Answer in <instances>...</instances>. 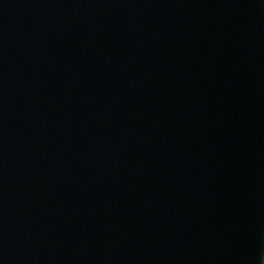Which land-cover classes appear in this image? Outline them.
Instances as JSON below:
<instances>
[{
	"label": "water",
	"instance_id": "water-1",
	"mask_svg": "<svg viewBox=\"0 0 264 264\" xmlns=\"http://www.w3.org/2000/svg\"><path fill=\"white\" fill-rule=\"evenodd\" d=\"M0 264H264V0H0Z\"/></svg>",
	"mask_w": 264,
	"mask_h": 264
}]
</instances>
